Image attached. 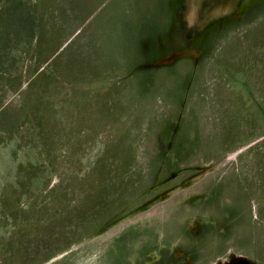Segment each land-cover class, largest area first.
<instances>
[{
  "label": "rangeland",
  "instance_id": "1",
  "mask_svg": "<svg viewBox=\"0 0 264 264\" xmlns=\"http://www.w3.org/2000/svg\"><path fill=\"white\" fill-rule=\"evenodd\" d=\"M35 1L53 17L44 47L61 45L35 87V117L52 115L50 184L89 203L67 218L91 229L149 200L62 254L25 241L0 264H264V0ZM7 83L0 187L30 148L28 127L5 129L23 117Z\"/></svg>",
  "mask_w": 264,
  "mask_h": 264
},
{
  "label": "trees",
  "instance_id": "2",
  "mask_svg": "<svg viewBox=\"0 0 264 264\" xmlns=\"http://www.w3.org/2000/svg\"><path fill=\"white\" fill-rule=\"evenodd\" d=\"M36 2L35 0H0V74L8 78V89H4L5 94L9 92L18 96V103L23 111V117L12 119L5 129L12 126L11 132L18 133L22 137L24 132H21V126L28 127L25 133L29 147L32 148L21 152L14 182L2 183L0 187V224H2L0 231H4L0 237V246H2L0 252H3L2 248H9L7 255L13 254L17 248H24L30 242L32 245L38 244L40 248H45L43 250H46V256L52 258L64 253L73 243L80 242L92 232L96 233L138 209L149 199L143 198L139 204L136 203L137 205L131 208L123 207L122 209L129 212L117 213L113 218H106L91 229L79 218L76 221L67 218L66 214L81 216V207L89 203H81L82 196L79 195L75 204L70 205L66 200L69 194L63 197L62 180L50 184V175L55 167L52 140L49 138L52 115L46 113L43 117H35V109L39 107L38 99H40L35 87L39 80L46 82L52 77L53 61L58 55L55 53H61L59 51L61 45L57 42L54 43L56 46L53 48V45L44 47V28L47 25L45 23L52 22L53 17H47L42 4ZM43 89L48 87L44 86ZM51 101L48 97H44L41 104L47 109L51 106ZM4 112L5 109L0 112V117L5 114ZM258 134L264 135V126ZM64 141L62 138L58 142L64 144ZM260 143L262 145L260 147L264 149V140ZM85 145L89 147L91 141L89 139L84 141L83 147ZM261 164H263L262 160ZM92 178L88 179L91 183ZM77 194L80 193L75 195ZM66 218L68 222L73 221L67 227ZM90 230L92 231L89 232ZM65 233L71 234L67 237L68 241L66 240L61 246L51 245L53 237ZM12 247L14 250L10 251Z\"/></svg>",
  "mask_w": 264,
  "mask_h": 264
}]
</instances>
